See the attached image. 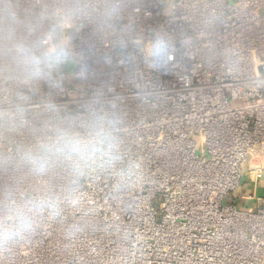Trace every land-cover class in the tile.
I'll return each instance as SVG.
<instances>
[{
	"label": "built area",
	"instance_id": "built-area-1",
	"mask_svg": "<svg viewBox=\"0 0 264 264\" xmlns=\"http://www.w3.org/2000/svg\"><path fill=\"white\" fill-rule=\"evenodd\" d=\"M12 2L61 29L90 72L67 71L59 90L0 74V115L25 108L18 131L0 124V161L46 120L48 97L66 113L95 97L119 114L126 159L140 169L85 182L77 204L0 248V264H264V0H90V15L66 22L60 10L79 0ZM154 35L169 45L162 69L141 52ZM32 183L0 162V194Z\"/></svg>",
	"mask_w": 264,
	"mask_h": 264
},
{
	"label": "clouds",
	"instance_id": "clouds-1",
	"mask_svg": "<svg viewBox=\"0 0 264 264\" xmlns=\"http://www.w3.org/2000/svg\"><path fill=\"white\" fill-rule=\"evenodd\" d=\"M95 10L90 0L66 5L59 12L66 22L85 18ZM107 13L115 16L116 5ZM61 29L41 28L18 3L0 0V74L21 87L46 85L59 90L67 71L85 79L90 69L77 60L70 44L59 38ZM169 45L154 35L141 46L150 67L162 69ZM171 59V57H169ZM24 94L19 95L23 100ZM46 120L34 129L26 142H13L2 161L33 178L28 187H12L0 194V248L36 231L44 219L60 216L65 205L79 202L83 184L99 174L123 182L138 173L140 163L126 159L121 136L122 120L115 110L100 106L97 98L86 101L81 110L66 113L54 99L43 103ZM22 103L0 115V124L9 132L25 126ZM59 174L60 185L47 178Z\"/></svg>",
	"mask_w": 264,
	"mask_h": 264
},
{
	"label": "rangeland",
	"instance_id": "rangeland-1",
	"mask_svg": "<svg viewBox=\"0 0 264 264\" xmlns=\"http://www.w3.org/2000/svg\"><path fill=\"white\" fill-rule=\"evenodd\" d=\"M254 160V159H253ZM262 176H261V178L260 179H258V181L256 180V185L254 184V183H252L250 180L248 181H246L247 182V185H248V187H250L251 185L252 186H256L257 188H259V191L258 192H262V190L264 189V172L261 174ZM250 185H249V184ZM239 193V195H241V194H248V193H250V190L248 189V188H244L242 191H240V192H238ZM235 203L237 204V205H240V206H244L245 204L242 202V200H240V199H236L235 200Z\"/></svg>",
	"mask_w": 264,
	"mask_h": 264
}]
</instances>
